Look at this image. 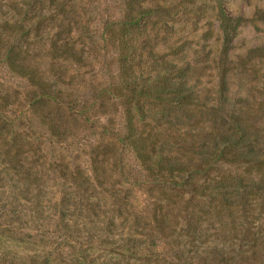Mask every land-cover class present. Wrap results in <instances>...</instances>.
I'll return each instance as SVG.
<instances>
[{
	"label": "trees",
	"instance_id": "trees-1",
	"mask_svg": "<svg viewBox=\"0 0 264 264\" xmlns=\"http://www.w3.org/2000/svg\"><path fill=\"white\" fill-rule=\"evenodd\" d=\"M108 1L120 8L102 38L116 54V82L94 90L98 119L88 138L78 140L75 125L87 109L69 93L70 72L93 61L82 31L83 0H0V60L33 88L23 103L35 129L56 146L93 141L88 176L76 156L22 151V137L5 133L12 123L1 118L0 217L8 213L3 200H34V212H49L54 228L76 235L84 249L77 257L63 262L53 250L46 264H104L93 254L107 252L103 247L118 228L133 229L151 245L136 247L130 244L136 238L129 239L120 256L110 258L115 264H157L162 245L172 248L176 264H264V44L232 56L231 42L245 20L229 15L224 0ZM194 18V25L217 21L193 36L201 49L219 47L207 56L216 79L211 89L203 86L206 68L190 60L189 37L180 43L175 28ZM248 21L258 28L264 10ZM235 77L242 83L236 95ZM19 102L0 91V115ZM117 113L118 135L107 122ZM119 148L143 173L148 217L135 211Z\"/></svg>",
	"mask_w": 264,
	"mask_h": 264
},
{
	"label": "rangeland",
	"instance_id": "rangeland-1",
	"mask_svg": "<svg viewBox=\"0 0 264 264\" xmlns=\"http://www.w3.org/2000/svg\"><path fill=\"white\" fill-rule=\"evenodd\" d=\"M171 1L176 2L178 0ZM224 3L229 15L233 17L241 16L245 20L239 27L234 40L231 42L233 47L231 51L232 56H240L246 49L264 44V22H259L257 25L258 28H255L248 21L255 10H264V0H224ZM83 4V21L87 23V26L82 31L86 38H90V54L93 61H90L83 68H74L70 72L75 82L72 86V92L69 93L74 97L79 108L85 105L87 109L85 117L79 118L78 124L75 125L74 131L78 140L88 138L91 133V126H94V122L96 123L98 119L99 113L96 110L98 104L94 98V90H99L105 84L116 82V54L112 48L104 44L102 38L106 27L105 24L120 16V8L108 0H83ZM210 20L207 21L205 18L194 25V22H192L196 21V18H194L187 22L180 20L175 24V28L181 31L180 43L184 41L185 36H188L189 39L187 40L190 41L195 51V53L190 55V60H197L199 65L206 68V76L202 81L203 86L205 85V88L209 89L215 86L216 79L213 71L208 68L209 57L207 56H214L219 47L218 45L212 46L210 52L207 46L201 49L202 41H199L193 36H197L201 31L200 29H205L208 22H213L217 26L215 19L211 18ZM192 31H195V33L192 34ZM197 42H200V44ZM241 84L238 82V77L231 80L232 94L234 92V95H236L239 92L238 90ZM0 91L19 97V104L2 111V117L0 115V119L3 118L8 123H12L11 127L5 128V133L10 134L15 131L22 137L23 140L20 142L22 151L32 153L33 150H36L39 155L48 154L49 157L53 156V158L57 156L69 158L76 156L84 173L90 176L88 160L89 147L87 144H93V141H80L78 146L68 148L66 146H56L48 140L44 132L36 130L34 122L29 118L28 109L23 103V100H26V97L33 91V88L25 79L10 73L1 60ZM242 92L240 91L241 94ZM89 106L91 108L88 109ZM85 118L89 119V122H86ZM110 120L107 121L105 118L101 119L100 122L104 125L107 121L111 124V131L114 134H121L122 119L120 114L117 113L111 116ZM97 127L96 125L95 130H98ZM37 141L41 142L42 150L37 147ZM118 150L121 171L128 180L126 187L132 192V203L135 211L137 213L145 211L144 215L148 217V212H146L148 209V199L143 191L144 186L141 184L144 180L143 173L126 148H119ZM134 180H137L138 184L132 183ZM41 199L45 204L47 201L46 191L41 195ZM31 201L27 203L13 196L9 200H3L1 203L5 208L4 210L8 213L0 217V264H35V261L40 264H46L47 260L50 263L54 260L53 256L49 255L53 250L61 251L56 252V254H58L57 259L63 262L69 257H77L80 254L79 250L82 251L84 249H81V247L75 244L76 240L74 236L76 235L69 233L68 236H65L58 228H54L56 222L49 218V212L46 213L44 210L42 212H34L35 201ZM123 224H126L129 228L128 225H131L132 222L128 221V223ZM115 225H122L121 219L116 220ZM114 231L115 235L103 247L107 252H103V249H100L93 254L94 256L99 254L98 261L101 260L104 264H115L114 260H110V258L120 256L121 252L126 248L125 242L129 239L136 238L135 242H130L131 245L134 244L136 247L149 248L151 245L148 238H141L143 241H139L140 239L133 232V229H124L121 231L118 228L117 230L114 229ZM90 234L92 236L98 235L95 230L90 231ZM157 243L160 244L159 241ZM70 246H74L75 248H68ZM160 252L161 254L157 259V264H176L172 254V248L169 245H162Z\"/></svg>",
	"mask_w": 264,
	"mask_h": 264
}]
</instances>
